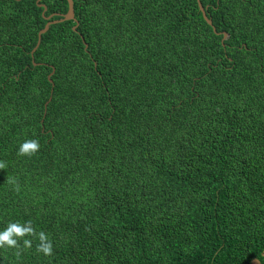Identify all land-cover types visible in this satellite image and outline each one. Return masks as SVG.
Wrapping results in <instances>:
<instances>
[{"label":"trees","instance_id":"obj_1","mask_svg":"<svg viewBox=\"0 0 264 264\" xmlns=\"http://www.w3.org/2000/svg\"><path fill=\"white\" fill-rule=\"evenodd\" d=\"M36 1L0 0V231L54 256L0 264L264 263V0H73L32 57Z\"/></svg>","mask_w":264,"mask_h":264},{"label":"clouds","instance_id":"obj_2","mask_svg":"<svg viewBox=\"0 0 264 264\" xmlns=\"http://www.w3.org/2000/svg\"><path fill=\"white\" fill-rule=\"evenodd\" d=\"M40 151V142L38 139H26L20 144L17 155L22 157H34ZM6 168V163L0 161V170ZM8 183L15 185V190H20L19 184L15 179L9 178ZM37 239L39 243L36 251L44 256H54L53 243L44 231L37 232L31 220L25 223L11 222L7 227L0 231V249H15V255L20 257L24 249H32L33 239ZM23 241L21 246L20 241Z\"/></svg>","mask_w":264,"mask_h":264},{"label":"water","instance_id":"obj_3","mask_svg":"<svg viewBox=\"0 0 264 264\" xmlns=\"http://www.w3.org/2000/svg\"><path fill=\"white\" fill-rule=\"evenodd\" d=\"M41 0H37L36 3L37 5H39L40 7H43V15L44 13L46 12V7L43 6V5H40L39 2ZM67 1V12L64 14V15H61V19L59 20H54V21H51V19L53 18V16H49V17H46V21H47V24L44 26V28L42 30L39 31L38 33V40H37V44L36 46L33 48L32 52H31V56L33 57L35 51L37 50V48L39 47L40 45V42H41V37L43 34H45L49 27L52 25V24H57V23H61L63 21H74L75 18H74V4H73V0H66ZM197 1V4H198V8H199V11L201 12L202 14V17L203 19L206 21V23L209 25V26H212V21L207 17L206 15V11L205 9L202 7L201 3H200V0H196ZM77 28V24L75 25V27H73V30L75 31ZM213 32L216 33V30L213 28ZM226 38V34L224 33L223 34V40ZM222 40V41H223ZM54 71L48 76V80L49 82L53 85L52 83V80H51V76L53 75ZM50 101V99H49ZM47 107V103L45 105V109ZM45 115V113H44ZM262 257L264 258V254H262ZM250 264H264V263H261L258 259H253L251 261Z\"/></svg>","mask_w":264,"mask_h":264}]
</instances>
